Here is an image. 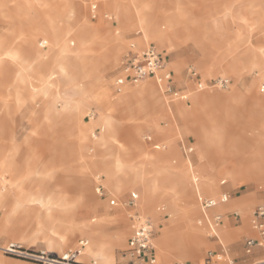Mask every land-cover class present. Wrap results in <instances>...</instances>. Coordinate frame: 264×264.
I'll return each instance as SVG.
<instances>
[{"label": "rangeland", "instance_id": "rangeland-1", "mask_svg": "<svg viewBox=\"0 0 264 264\" xmlns=\"http://www.w3.org/2000/svg\"><path fill=\"white\" fill-rule=\"evenodd\" d=\"M14 1L0 0V39L10 35L0 44V264H130L128 241L136 226L131 229L127 220L135 221L134 213L153 222L157 254L171 258L161 264L188 258L199 263L209 252H227L243 264L246 239L259 237L251 215L264 204V58L257 66L245 58L251 46L264 47V1L253 8L248 0H115L130 10L127 25L119 24L117 13L102 10L103 0L97 20L85 0H33L32 6ZM51 3L63 10L57 23L44 11ZM145 23L155 30L147 34ZM16 37L29 50L17 49ZM132 46H155L167 56L172 92L152 78L116 90L118 67ZM15 53L18 65L8 56ZM95 65H103L100 74ZM189 68L203 82L222 77L231 85L198 91ZM100 84L109 92L106 107L97 95ZM190 108L206 125L202 141L195 138L200 124L184 117ZM149 112H156L153 118ZM171 124L176 132L166 137ZM117 159L132 166L125 169ZM137 184L145 201L160 199L159 219L129 204L134 194L142 197ZM76 187L93 195L95 211ZM225 193L229 203L207 211L211 220L223 214L214 236L199 197L218 201ZM247 196L251 206L237 208ZM190 200L198 210L192 223L203 230L205 243L164 241L159 236L165 224ZM119 218L127 239L120 245L111 236V259L85 256L92 244L81 228L102 221L113 233ZM226 219L234 231L230 240L222 232Z\"/></svg>", "mask_w": 264, "mask_h": 264}, {"label": "built area", "instance_id": "built-area-1", "mask_svg": "<svg viewBox=\"0 0 264 264\" xmlns=\"http://www.w3.org/2000/svg\"><path fill=\"white\" fill-rule=\"evenodd\" d=\"M90 18L97 20L99 18V10L101 0H85ZM105 19L113 20L112 16L105 14ZM132 46L130 50L121 60L118 67L119 75L115 81L116 90L121 93L124 86L128 83L135 84L146 79H155L160 88L165 92H172L173 74L167 69L165 59L162 52L155 46H150L142 51L134 50ZM189 77L195 82L198 91L207 89H228L231 85L229 78H216L210 82H203L195 69L189 70ZM261 91L264 93V80L260 85ZM182 100H187V95H181ZM161 145H156L155 149L160 150ZM191 151V150H190ZM139 196L134 194L130 205L137 206ZM229 200L228 194H223L217 201L212 198H201L200 204L204 211L211 210L219 204H225ZM132 218L136 221V229L128 241L127 255L130 258V264H161L158 260L156 248L154 245L155 226L149 217L140 213H134ZM222 221L221 215H215L213 220L209 221L210 231L217 236V227ZM252 225L264 239V204L259 205L253 212ZM262 247V243L255 239L248 238L245 241V252L248 255L254 253L256 247ZM11 248H15L14 245ZM12 250V249H11ZM14 251V250H13ZM165 264H186L181 262H167ZM204 264H237L227 252H209L204 260ZM264 264V263H261Z\"/></svg>", "mask_w": 264, "mask_h": 264}, {"label": "crops", "instance_id": "crops-1", "mask_svg": "<svg viewBox=\"0 0 264 264\" xmlns=\"http://www.w3.org/2000/svg\"><path fill=\"white\" fill-rule=\"evenodd\" d=\"M20 1L22 2V0H20ZM252 1H254V0H250L251 5L253 6V8H255L256 6H260V4L258 2H256L257 0H255V2H252ZM4 2H6L8 5H13L17 1H14V0H4ZM137 2H138V0H137ZM26 4L32 6L34 4V2H33V0H26ZM44 11H45V14L47 16H50L51 19L53 21H55L56 23H57V20L58 19L63 18V16H64L63 10L59 6H56V5L54 6L53 3H51L47 8H45ZM106 14H108V13H106ZM109 21H112V20H109ZM12 30L13 29H11V32H12ZM60 30L61 29L58 27V32ZM85 30H87L86 27H85ZM11 36H13L12 33H11ZM16 38L19 39V41H20V43L18 44L19 46H18L17 49H20V50H29V48L31 47L30 45H28L26 42H24V40H22L21 38H19V37H16ZM6 39L8 41L10 39V35H8L6 37H2L0 39V44L2 42L4 43V41ZM145 49L146 48H144L142 50H145ZM134 50H136V49H134ZM142 50H136V51H142ZM5 54H8V53H5ZM162 54H163V57L165 59L166 66H168L167 56L163 52H162ZM8 56L10 57L11 61L15 62L18 65L17 60H19V56H18L17 53H15V54H9ZM245 58H246V61L249 62L250 64L253 63V65H255V66L260 65L259 63H263L264 47L255 48L254 46H251V48L248 51V53L246 54ZM36 61H37V64L38 65L41 62V58H39V54L37 52H36ZM34 65H35V55H34L33 65L29 69H31ZM20 68H21V71L26 70V69H24L22 67H20ZM167 69H168V67H167ZM190 69L191 68L188 69V72H189ZM193 69H195V68H193ZM169 71H171V70H169ZM195 71L200 76V74L198 73V71L196 69H195ZM172 74H173V72H172ZM188 75H189V73H188ZM23 78H24V76H23ZM219 78H222V77H219ZM210 81H205V82H210ZM263 99H261L262 104H264V100ZM250 102H251V104H253V101L252 100H250ZM164 109L165 108H161L162 111ZM191 112L193 113L192 115H194V116L190 115ZM155 113L156 112H149V116L153 118V116H154ZM181 117H183V116H181ZM184 117L187 118V119L191 118L193 122H196V123H199L200 124V131L199 132H195V133H197V135H195V138H197L199 141H202L203 139H205L206 136H207V134H206V125L204 124V122L198 116H196V114H194V111H193L192 108L189 109V113L186 116H184ZM113 120L114 121L111 122V126H112V128H113V130L115 132V131H117V126H116L115 119H113ZM217 123H218L219 126L222 125L221 122L218 121V120H217ZM230 125L232 126V123H229L228 122L227 126H230ZM173 128L174 127L171 124L170 127H169V129H165V132L164 133L166 134V137L169 136L171 133H175L176 132L175 129H173ZM208 149L211 151L212 150V146L209 145L208 146ZM118 151H119L118 152V154H119V153H121L123 151V149L120 147V148H118ZM189 152L190 153L193 152V149L192 148H189ZM185 153H187V150H185ZM117 160L121 164H123V166H124L125 169H128V168H130L132 166L129 162H124L121 159H117ZM149 161L152 164L154 160H153V158H150ZM136 171L138 173H140V174L142 172H144V171L140 170L139 168H137ZM197 181L198 180L195 179V182H197ZM203 181H205V179ZM136 186L139 187V189L141 191V194H142V197L141 198L139 197L138 202H137V205L139 206L138 209L141 210V211H143L144 213L152 214L155 218L159 219V213H158V211H159V207L161 205H159L158 202L160 201V199H152V200L145 201L144 200V197H143V190H142L141 185L140 184H137ZM73 188H75V187H72L71 186L67 190L68 191H71ZM77 189L79 190L80 193H82L81 192V188H77ZM261 189L264 191V186H262ZM96 191H97V188H96ZM88 194H89V192L86 195H88ZM225 194H227V193H225ZM82 198H84L86 200H89L91 202V204L93 205V210L94 211L97 209V202H95V199L93 198V195L92 196H85L84 193H82ZM201 198H208V197H204V196L199 197V202H200V199ZM229 201L230 200H228V203H229ZM252 201H253V198L251 196L244 197L239 202H236L239 205V207H237V208H241V209H245L246 210V209H248L251 206ZM109 202L112 203V204L115 203V195L114 196H111L109 198ZM219 205L221 206V205H225V204H219ZM213 209H211V210H213ZM211 210H208V211H211ZM222 213H224V212H222ZM211 214H213V213H211ZM224 214H226V213H224ZM215 215H221L222 216V221L218 225V227H220V225L224 223V221H223V214L216 213ZM125 218L127 220V217L126 216H125ZM210 218H211V216H210ZM210 218L207 219V220L204 219V218L203 219L205 221H208L209 222V221H211ZM102 220H106V219H102ZM127 221L131 224V229H133L136 226L135 223H134V221H129V220H127ZM94 222H96V220H94ZM191 222H190V224L192 225L193 223H191ZM225 222H227V224H226V227L223 230V234H224V236L226 237L227 240H230V237L234 234V231L231 230V227L229 226V222L227 221V219L225 220ZM200 223H202V222L200 221ZM165 226H169V224L168 225L165 224ZM251 226H252V224H251ZM252 228H253V226H252ZM252 230H255V229L253 228ZM81 231H82L83 234H87L89 236V239H90L91 244H92L91 245V247H92L91 248V251L90 252H86V255L85 256L95 258L96 257V254H103V255H106L107 256V260L108 261L111 259V256H112L111 251L108 249V246H109V243H110V240H111V236H113L118 241V243L120 245H122V244L125 243V241L127 239V233H128V229L126 228L125 223H124V221L121 218H119L118 226L116 227L115 231H113V233H108L107 225L104 222L97 221V223L94 224L93 223V220L91 221V223H88V225H84L81 228ZM246 231L247 230L245 228H243V233H246ZM162 232L163 231H161V235L159 237L163 236V233ZM255 232L259 235V233L257 231H255ZM218 237L220 239V242L223 244L224 241L222 240V238L220 236H218ZM250 238L259 241L264 246V239H262L260 235H259L258 238H253V237H250ZM209 246H210V243H209ZM209 246H206L205 248H208ZM259 248H262V247L258 246V247L255 248L253 254H251V255H248L247 254V256H245V258L243 259V264H261V263H264V260H262V258L264 257V253H262ZM217 253H219V252H217ZM157 256L159 258V261H170V259H171L170 257H162L161 256V252H160L159 255L157 254ZM166 259H169V260H166ZM204 260H205V258L203 259V257H202V259L198 263L195 260H193V258H188V259L185 260V262H181V263H186V264H204Z\"/></svg>", "mask_w": 264, "mask_h": 264}, {"label": "bare ground", "instance_id": "bare-ground-1", "mask_svg": "<svg viewBox=\"0 0 264 264\" xmlns=\"http://www.w3.org/2000/svg\"><path fill=\"white\" fill-rule=\"evenodd\" d=\"M248 1L250 2V0H248ZM103 2H105V3H103L104 7L102 10L105 9L106 11H112V12L117 13L118 18H119L118 19L119 24H121V25L126 24L127 25V23L130 22V10L128 9V7H126L125 4L116 2L115 0H112V1L111 0H103ZM252 2H255V1H252ZM78 8H79V6H78ZM78 11L80 12V15H81L82 12H81L80 8L78 9ZM145 25L147 27V32H146L147 34H150L152 31L155 30L153 28L152 24L145 23ZM114 51L115 50L112 48L111 50H109V56H105V58L108 61L107 63H110ZM103 65H105V64H103ZM103 65H100V67L95 65L94 66L95 71H98L100 74L101 70L103 68ZM98 80H99V77H98ZM102 84H100L101 88H99L100 90L98 91L97 95H98L100 101L106 107L107 105H109L110 97H109L108 89L106 87H102ZM194 202H195L194 200H190V201H187V204L184 205L183 207H182V205L178 206V208H177V219L175 221H169V226H166V229L163 231L162 238L164 241L171 239V240L180 241L183 243H188V244H193V245H201V244L205 243L204 239H203V234H204L203 230L196 228L193 224L192 225L190 224V222L193 221V219L196 220L195 218L198 215L197 207L195 205H193ZM202 213H203L204 219L207 220L210 218V215L207 211L203 212V210H202ZM252 216H253V214L251 215V222H252ZM134 223L136 225L135 221H134ZM194 224H195V222H194ZM222 230H224V229H222ZM253 231H255V230H253ZM7 250L10 252H14L13 250H11L9 248ZM102 257L107 260L106 255L105 256L103 255Z\"/></svg>", "mask_w": 264, "mask_h": 264}]
</instances>
